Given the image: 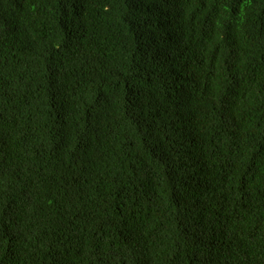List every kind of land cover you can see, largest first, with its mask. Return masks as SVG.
I'll use <instances>...</instances> for the list:
<instances>
[{"label": "trees", "instance_id": "16d2710c", "mask_svg": "<svg viewBox=\"0 0 264 264\" xmlns=\"http://www.w3.org/2000/svg\"><path fill=\"white\" fill-rule=\"evenodd\" d=\"M0 264H264V0H0Z\"/></svg>", "mask_w": 264, "mask_h": 264}, {"label": "bare ground", "instance_id": "6f19581e", "mask_svg": "<svg viewBox=\"0 0 264 264\" xmlns=\"http://www.w3.org/2000/svg\"><path fill=\"white\" fill-rule=\"evenodd\" d=\"M8 130V129H7Z\"/></svg>", "mask_w": 264, "mask_h": 264}]
</instances>
